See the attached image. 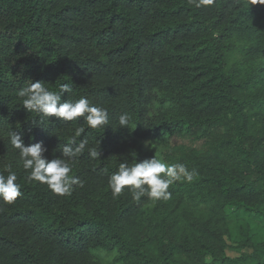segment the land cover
Segmentation results:
<instances>
[{
	"label": "trees",
	"instance_id": "trees-1",
	"mask_svg": "<svg viewBox=\"0 0 264 264\" xmlns=\"http://www.w3.org/2000/svg\"><path fill=\"white\" fill-rule=\"evenodd\" d=\"M37 81L69 84L61 102L85 97L109 123L25 110L17 93ZM11 132L48 160L86 139L70 173L83 186L57 196L28 181ZM153 157L196 175L168 200L113 195L120 163ZM9 165L22 194L0 200V264H264L251 226L232 235L239 214L264 219V5L0 0V174Z\"/></svg>",
	"mask_w": 264,
	"mask_h": 264
},
{
	"label": "clouds",
	"instance_id": "clouds-1",
	"mask_svg": "<svg viewBox=\"0 0 264 264\" xmlns=\"http://www.w3.org/2000/svg\"><path fill=\"white\" fill-rule=\"evenodd\" d=\"M251 2L252 4L264 5V0H251ZM189 3L199 8L212 5L214 0H189ZM71 91L72 88L67 83L60 85L59 91H55L49 90L45 83L37 81L20 89L17 96L21 98L25 110L45 117H55L66 122L83 117L92 129L101 128L109 123L108 110L93 105L85 97L74 102L70 100L61 102V96ZM129 121L130 117L127 113L120 115L118 121L120 128H128ZM83 131V128H77L75 136H80ZM8 135L11 147L18 150L23 169L29 170L28 181L46 184L51 192L57 196L70 195L74 190L73 185L83 186L82 182L71 176L70 173L76 158L84 152L88 144L86 139L76 144L73 138L69 145L62 148L61 156L63 158L48 160L44 156L47 148L43 142L26 146L20 134L11 132ZM74 144L76 146L72 147L71 145ZM89 155L93 159L99 158L101 155L99 148L90 149ZM7 172V176L0 174V200L11 204L22 193L20 191L21 185L16 183L17 175L12 171L10 165ZM195 175V170L190 172L182 164L168 165L153 157L139 163L136 162L131 166L127 162L120 163L118 171L110 176L108 185L114 196L121 194L124 188L128 186L135 200H139L145 195L153 200H168L171 198V193L167 191L170 185L180 180L191 182Z\"/></svg>",
	"mask_w": 264,
	"mask_h": 264
},
{
	"label": "rangeland",
	"instance_id": "rangeland-1",
	"mask_svg": "<svg viewBox=\"0 0 264 264\" xmlns=\"http://www.w3.org/2000/svg\"><path fill=\"white\" fill-rule=\"evenodd\" d=\"M239 215H241L239 220H235V222H233V226H232V230H233L232 235H234L233 238H235L236 236V233L238 230L237 225L239 223L242 225L248 224L249 226H251L252 232L253 233L257 232L261 240L262 239L264 240V219L252 220L249 216L242 215V214H239Z\"/></svg>",
	"mask_w": 264,
	"mask_h": 264
}]
</instances>
